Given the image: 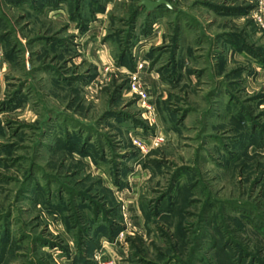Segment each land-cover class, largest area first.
<instances>
[{
	"label": "rangeland",
	"instance_id": "1",
	"mask_svg": "<svg viewBox=\"0 0 264 264\" xmlns=\"http://www.w3.org/2000/svg\"><path fill=\"white\" fill-rule=\"evenodd\" d=\"M111 1L0 0V264H264L257 0Z\"/></svg>",
	"mask_w": 264,
	"mask_h": 264
},
{
	"label": "crops",
	"instance_id": "2",
	"mask_svg": "<svg viewBox=\"0 0 264 264\" xmlns=\"http://www.w3.org/2000/svg\"><path fill=\"white\" fill-rule=\"evenodd\" d=\"M2 1L4 3L10 4L8 6L13 7L16 4L19 5V3H20L21 0H2ZM33 1H36V0H28V2L30 4H34ZM42 2H44V8H45V10H47V12H49V16L54 17V18L55 17H58V16L61 17V18L67 16V18H70L71 19V17H70L71 14H74L75 15V14H78L79 13V11H77L76 9L73 10L72 13L69 12L68 6L70 5L69 3H71L70 0H42ZM2 3L0 2V5ZM72 3H74L73 0H72ZM112 4H113V2L111 0L110 1L107 0L106 3H105V8H104L105 11H103V12H95V14L92 17H94L96 19V21L98 20L100 22L106 16V12H108V10H109V5H112ZM216 4L217 5L220 4V6L221 5H224L225 6L224 8H226V7L229 6V2L225 3L223 0L221 1V3H216ZM213 12L215 14L219 15V16H228V13L223 12V8L222 9H218L217 11H213ZM238 14L239 13L232 14V15H229V16L230 17H233V16L240 17ZM96 21H94L93 23H91L90 24L91 27H89V28H92L97 23ZM85 32H90L89 33L90 35L93 34V32H91V30H89V29H87ZM85 32H81V33L84 34ZM223 37H224V39H226L225 36H223ZM214 50H215L216 54L218 56H220L221 54H224L223 52H225L227 49L224 47V44H222L221 47L220 46L219 47H215ZM99 52H103V51L102 50H99ZM186 52L190 53V49L188 48L186 50ZM221 60L222 59H220V57H219V60H217L218 68H220V69H222ZM110 64H112V63H110ZM110 64H108V65H110ZM114 66H112V67H114ZM119 69L125 71L126 67H125V65H122V66L119 67Z\"/></svg>",
	"mask_w": 264,
	"mask_h": 264
},
{
	"label": "built area",
	"instance_id": "3",
	"mask_svg": "<svg viewBox=\"0 0 264 264\" xmlns=\"http://www.w3.org/2000/svg\"><path fill=\"white\" fill-rule=\"evenodd\" d=\"M251 18L254 20L257 25L261 28L262 32H264V1L257 0V5L251 10ZM136 72H133L128 77L129 80V91L134 94L141 103V106H144L147 101V92L145 86L140 81L139 71L143 69V63L141 61H137L136 63ZM154 144H158L162 140L161 137L152 138ZM142 148V145H140Z\"/></svg>",
	"mask_w": 264,
	"mask_h": 264
},
{
	"label": "trees",
	"instance_id": "4",
	"mask_svg": "<svg viewBox=\"0 0 264 264\" xmlns=\"http://www.w3.org/2000/svg\"><path fill=\"white\" fill-rule=\"evenodd\" d=\"M40 1H42V0H36V1H33L34 3H36V2H40ZM81 1H82V3H83V1L84 0H73V2L74 3H71V5H70V11H71V13L73 12V10H79V4L81 3ZM87 2H89L88 3V5H87V7H88V18L89 17H91V16H93L94 14H95V12L96 11H98L99 12V10H102V7L99 5V3L97 2V0H87ZM87 4V3H86ZM161 7H164V6H161ZM164 8H166V7H164ZM246 10H248V8L247 7H242V6H240V7H235V8H231V9H229V8H226V10H225V13H233V14H236V13H239V14H241V13H244ZM79 15V13L78 14H71V18H74V16H77L78 18H84L85 20H83L84 22L85 21H87V17L85 18V17H83V16H78ZM81 22V21H80ZM84 22H82V24H85ZM129 33V32H128ZM128 37H129V35H128ZM239 43H240V41H239ZM250 46V45H249ZM251 47V46H250ZM237 49H238V51H241V50H243L245 47H243L242 45H241V43H240V47L239 46H237L236 47ZM235 48V49H236ZM236 49V50H237ZM245 50H249L248 52H250L249 54H251V56L253 57V58H255V60H257V62L258 63H260V64H262L263 66H264V58L263 57H261L260 55H259V53H261L260 52V49H258V48H253V49H249L248 47H247V49H245ZM124 57V56H123ZM122 57V59H123V62L122 63H125V61H124V59L125 58H123ZM232 116V118L233 119H236V117L238 116L237 115V113L236 114H233V115H231Z\"/></svg>",
	"mask_w": 264,
	"mask_h": 264
},
{
	"label": "water",
	"instance_id": "5",
	"mask_svg": "<svg viewBox=\"0 0 264 264\" xmlns=\"http://www.w3.org/2000/svg\"><path fill=\"white\" fill-rule=\"evenodd\" d=\"M138 6L143 7L147 13H150L161 6L170 8L171 4L167 0H139Z\"/></svg>",
	"mask_w": 264,
	"mask_h": 264
}]
</instances>
